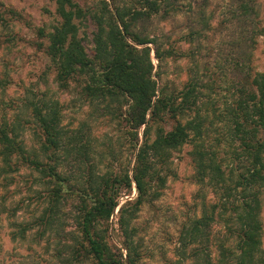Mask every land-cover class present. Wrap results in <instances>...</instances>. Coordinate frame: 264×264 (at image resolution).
<instances>
[{
  "label": "trees",
  "instance_id": "16d2710c",
  "mask_svg": "<svg viewBox=\"0 0 264 264\" xmlns=\"http://www.w3.org/2000/svg\"><path fill=\"white\" fill-rule=\"evenodd\" d=\"M209 3L99 0L93 9L76 0H56L58 23L49 32L40 28L38 34L46 38L39 46L55 71L58 88H76L81 100L95 108L113 115L120 111L132 158L125 161L126 149L100 143L85 122L65 126L59 99L34 97L26 102L32 117L27 123L40 144L37 150L26 146L20 133L24 124L4 113L0 220L6 212L21 208L8 205L17 192L5 196L19 179L29 185L31 199L42 204L34 222L13 221L14 239H25L37 225L39 236H48L49 243L54 240L50 232H57L61 245L57 256H63L65 264H145L144 240L136 221L146 205L163 195L175 152L191 144L201 214L183 225L177 264H185L181 255L199 242L201 252L194 250L192 256L201 255L202 264H264V68L258 69L253 58L259 38H264V25L258 0H228L227 19L238 18L239 33L233 41L237 52L213 70L205 62L211 50L205 43L214 32H221L223 22L215 26V10ZM2 8L3 3L2 21L5 12L17 15L14 9ZM183 15L190 24L177 44L169 34L151 32L147 26L156 17L167 21ZM90 21L97 28L92 52L80 36ZM182 42L190 48L184 50ZM153 52L159 70L169 59H189L191 75L182 89L171 91L160 85ZM7 85L1 75L0 87ZM134 184L137 196L126 200L116 214L122 195L132 194ZM70 200L75 205V231H66L62 221ZM217 222L224 225L225 234L215 239L210 227ZM114 223L120 246L110 240ZM213 245L217 255L212 254Z\"/></svg>",
  "mask_w": 264,
  "mask_h": 264
},
{
  "label": "rangeland",
  "instance_id": "374dc122",
  "mask_svg": "<svg viewBox=\"0 0 264 264\" xmlns=\"http://www.w3.org/2000/svg\"><path fill=\"white\" fill-rule=\"evenodd\" d=\"M76 1L84 7H92L93 9H97L99 6V0ZM128 1L118 0L120 3H128ZM227 2L228 0H210L209 3L210 10H215V26L221 21L223 22L220 25V27L222 26L221 32H214L210 41L205 43V47L211 48L205 62L210 63L214 67L213 70H218L217 64L223 65L226 58L231 59L233 53L236 54L237 52L233 41L237 39L239 33L238 18H233V22H229L227 19L229 13H225ZM258 2L259 19L264 25V0H258ZM2 3L3 10L6 8L14 9L17 11V15L11 16L5 12L3 13V21L0 19V76L2 75L8 81L6 87H0V119L6 113L10 120L15 122L20 120L24 124L20 133H22L21 136L26 146L28 149L37 150L40 144L35 131L27 123L32 117L30 110L26 107V102L34 97L59 99L63 104V124L65 126L78 127L82 122H85L92 127L93 133L100 140V143L103 141L111 142L116 150L126 149L124 150L125 161L126 158H132L131 150L126 147L129 145V133H127L124 120L120 117V111L116 109V114L113 115L110 112H105L103 108H95V106L81 100L79 90L76 88L68 91L58 88L55 81V71L49 66L48 57L39 46L40 43L46 41V38L38 34L40 28L49 32L58 23L56 0H0V5ZM223 19L227 22L224 23ZM189 24V18L183 15L171 17L167 21H161L160 18L156 17L152 19V22H148L147 26L151 32L155 31L160 35L169 34L170 41L177 44L176 40L179 41L180 35L185 31V28H188ZM96 29V24L90 21L80 33V36L84 37V43L89 52L93 51L92 40ZM179 45L184 50L190 48L189 44L185 42ZM204 54L201 56L204 57ZM152 58L156 64L155 72H160V76H156L160 85H167L171 91L184 87L191 75L189 74L191 65L188 58L182 60L169 59L160 70L154 52ZM253 58L254 65L260 70L263 69V37L258 40ZM143 129L144 127L141 129V142L143 141ZM191 149V144H188L182 150L175 152L172 164L173 173L169 176L163 195L153 204L146 205L136 221L144 240L145 264H177L183 225L188 223L191 218L201 214L200 185L194 178L195 169L190 155ZM113 165H117V163L113 162ZM29 173L30 171L24 172L26 175ZM28 186L19 179V183L10 185V190L5 194L9 198L12 192H17L14 197L11 196L8 199V205L12 209L18 206L21 208L18 212H6L3 215V220H0V264H65L63 256H57V251L61 245L57 243L60 238L56 231L50 232L49 236L54 237L50 243L48 236H39L40 229L37 225L28 231L25 239L22 237L14 239L12 236L13 230L16 229V226H13V221L14 223L15 221L34 222L35 218L42 212L40 201L31 199L29 196ZM2 193L4 194V187H0V195ZM208 195L209 198L213 197L212 192H209ZM136 196L137 188L134 184L132 194L122 195L116 214L126 200ZM67 203L68 214L63 217L62 221L66 222V231H75L76 226L72 219L75 205L71 200ZM15 213L16 215L13 216ZM262 213L264 221V207ZM4 217L7 218L4 219ZM210 228L213 237H216L215 239L221 238L225 234V227L221 222L212 224ZM110 234L111 242L120 246L118 224L112 225ZM200 244L199 242L191 245L187 254L181 255L185 264H202L201 255L197 257L194 253L192 256L194 250L199 249L201 252ZM210 249H212V254L217 255L219 250H216L215 245ZM64 255L66 256L67 253L64 252Z\"/></svg>",
  "mask_w": 264,
  "mask_h": 264
}]
</instances>
